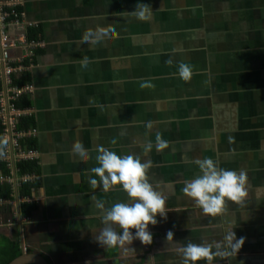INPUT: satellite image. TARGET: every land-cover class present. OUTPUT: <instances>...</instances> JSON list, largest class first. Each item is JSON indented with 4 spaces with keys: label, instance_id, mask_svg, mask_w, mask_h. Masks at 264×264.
I'll list each match as a JSON object with an SVG mask.
<instances>
[{
    "label": "crops",
    "instance_id": "crops-1",
    "mask_svg": "<svg viewBox=\"0 0 264 264\" xmlns=\"http://www.w3.org/2000/svg\"><path fill=\"white\" fill-rule=\"evenodd\" d=\"M16 2L24 18L9 28L10 37L39 33L25 74L35 129L29 147L37 152L29 162L37 172L19 175L23 160L3 145L0 264L21 250L47 264H180L174 241L219 249L212 264H264V0ZM138 3L149 6L144 19L134 12ZM99 28L106 35L97 37ZM179 62L192 68L187 81L177 75ZM142 81L152 86L140 88ZM157 132L168 141L159 151ZM77 140L87 162L71 152ZM145 141L153 143L144 158L152 161L148 178L165 200L166 218L149 225L150 244L100 245L96 202L109 207L127 196L118 185H89L97 146L136 154ZM204 157L246 171L242 203L202 214L183 193L199 174L194 161ZM169 230L173 241L165 240ZM231 232L243 238L237 252Z\"/></svg>",
    "mask_w": 264,
    "mask_h": 264
},
{
    "label": "clouds",
    "instance_id": "clouds-1",
    "mask_svg": "<svg viewBox=\"0 0 264 264\" xmlns=\"http://www.w3.org/2000/svg\"><path fill=\"white\" fill-rule=\"evenodd\" d=\"M148 7L146 4L138 3L134 12L139 18L144 19ZM96 35L97 37L106 35V30L99 28ZM191 73L192 68L189 64L178 63L179 78L187 81ZM151 86L150 83L143 81L139 84L140 88ZM145 127L151 129L152 123L148 122ZM112 143L115 141L113 140ZM167 146L168 141L162 139L157 132L156 150H162ZM152 148V141H145L140 153L120 155L103 145L97 146L96 166L88 169L89 185L95 188L99 184L105 191L118 185L127 196V200L115 202L109 207L102 202H96L95 207L101 211L103 226L95 233L94 238L100 245H122L126 241L131 243L134 239L150 244L152 233L149 225L155 226L158 223V215L161 219L166 218L165 200L148 178L152 161L144 157ZM71 152L81 162H87L90 159L88 150L78 140L72 143ZM194 162L200 170L199 174L186 181L182 191L200 206L202 214L215 215L223 210L227 202L242 203L248 196V177L243 168L239 170L222 168L208 157L198 158ZM117 226L120 231L116 230ZM231 238L233 245H239L236 248L237 252L243 244V238L237 239L233 232H231ZM165 240L173 241L171 230L166 232ZM174 243L181 257L180 264H199L201 261L203 264H212L214 256L222 255L219 249L213 250L207 242L188 241L181 244L179 241H174Z\"/></svg>",
    "mask_w": 264,
    "mask_h": 264
},
{
    "label": "built area",
    "instance_id": "built-area-1",
    "mask_svg": "<svg viewBox=\"0 0 264 264\" xmlns=\"http://www.w3.org/2000/svg\"><path fill=\"white\" fill-rule=\"evenodd\" d=\"M16 6V0H0V140L4 148L10 146L11 155L17 156L19 161H34L37 159L36 150L28 145L21 146L20 142L33 138L35 129H17L19 120L31 117V111L29 107L21 109L15 105L19 98L31 94L32 87L28 83L18 86L15 81L28 71L33 62V51L40 43L27 40L22 34L16 36L19 39L10 37L9 28L21 25L24 18L23 14L14 10ZM14 48L22 51L20 56L11 55ZM28 179L29 176H25L22 181Z\"/></svg>",
    "mask_w": 264,
    "mask_h": 264
},
{
    "label": "trees",
    "instance_id": "trees-1",
    "mask_svg": "<svg viewBox=\"0 0 264 264\" xmlns=\"http://www.w3.org/2000/svg\"><path fill=\"white\" fill-rule=\"evenodd\" d=\"M38 30H34V31H27V34H26V39L27 40H31V39H35L36 37L38 38ZM33 41V40H31ZM26 75L25 76H22L20 77L19 79H17L15 81V84L20 86L22 84H25L27 83L26 82ZM0 89H1V83H0ZM15 105L16 107L18 108H25V107H28L30 105V102L29 100L27 99L26 96H23L21 98L18 99V101L15 102ZM32 116L31 117H24V118H21L17 124V129H28V128H32L33 126V121H32ZM0 131H1V127H0ZM31 139L27 140V145L29 147L30 141ZM20 144L23 146L25 143L23 141L20 142ZM2 149H3V144H2V141L0 140V153L2 152ZM16 168H17V171H18V174L20 175H23V174H35L37 171H36V165L33 163V162H19L17 163L16 165ZM0 172H1V175H6L8 174V171L5 170V166L0 164ZM2 193V192H1Z\"/></svg>",
    "mask_w": 264,
    "mask_h": 264
},
{
    "label": "water",
    "instance_id": "water-1",
    "mask_svg": "<svg viewBox=\"0 0 264 264\" xmlns=\"http://www.w3.org/2000/svg\"><path fill=\"white\" fill-rule=\"evenodd\" d=\"M8 264H47V262L38 254L26 253L21 250L20 255Z\"/></svg>",
    "mask_w": 264,
    "mask_h": 264
}]
</instances>
